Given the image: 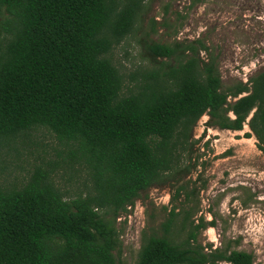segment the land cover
Segmentation results:
<instances>
[{
    "label": "trees",
    "instance_id": "1",
    "mask_svg": "<svg viewBox=\"0 0 264 264\" xmlns=\"http://www.w3.org/2000/svg\"><path fill=\"white\" fill-rule=\"evenodd\" d=\"M146 1L0 0V151L42 126L93 181L71 200L53 168H36L21 186L0 184V264H122L118 217L167 175L190 171L194 128L206 114L212 128L248 124L246 137L264 153V69L225 90L200 39L144 41L151 66L133 72L125 92L111 54ZM196 237L151 235L134 264H253L245 251L205 252Z\"/></svg>",
    "mask_w": 264,
    "mask_h": 264
},
{
    "label": "rangeland",
    "instance_id": "2",
    "mask_svg": "<svg viewBox=\"0 0 264 264\" xmlns=\"http://www.w3.org/2000/svg\"><path fill=\"white\" fill-rule=\"evenodd\" d=\"M144 6L135 31L111 54L124 75L125 92L136 84L132 73L151 66L144 41L200 39L208 47L201 56L212 53L216 58L225 90L248 83L264 69V0H205L195 5L191 0H147ZM208 119L204 115L194 128L197 141L185 159L190 171L167 175L118 217L119 263L134 264L151 235L183 240L193 231L194 243L205 252L211 247L245 251L253 255V264H264V153L254 134L246 137L252 133L248 124L233 131L208 127ZM69 148L47 128H35L0 151V184L21 186L36 168H53L54 182L67 200L86 195L93 191L90 170L83 161L70 163Z\"/></svg>",
    "mask_w": 264,
    "mask_h": 264
}]
</instances>
